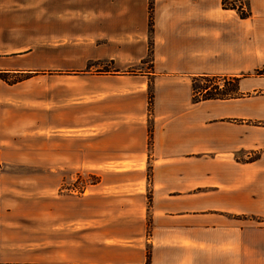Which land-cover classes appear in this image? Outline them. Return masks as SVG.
Returning <instances> with one entry per match:
<instances>
[{"label": "crops", "instance_id": "0c3cea01", "mask_svg": "<svg viewBox=\"0 0 264 264\" xmlns=\"http://www.w3.org/2000/svg\"><path fill=\"white\" fill-rule=\"evenodd\" d=\"M26 2L0 0V75L7 78L0 77V117L4 108H15L20 101L30 106L25 88L32 79L13 82L11 77L36 67L61 66L36 64L34 46L40 39L27 25L26 15L13 6ZM40 2L44 53L52 37L61 41L82 34L84 4L104 3L122 9L101 23L96 8L91 21L102 29L97 38L124 59L145 58L148 0ZM152 2L153 64L158 74L152 154L145 152L143 125L138 126L140 140L130 131V147L139 145L145 155L124 159L141 165L139 184L131 181L129 188L132 194L137 190L145 208L130 209L128 215L124 209L120 219L110 207L105 217L85 226L77 214L69 221L50 213L41 249L38 243L13 239L11 243L20 246L9 251L19 258L6 259L0 245V264H264V99L241 79L242 98L193 104L188 78L242 76L244 70L264 68V0H250L252 16L244 20L220 10L219 0ZM117 53L108 58L116 60ZM175 67L187 70L178 76L166 71ZM127 115L137 119L146 112L132 109ZM1 210L0 236L10 223ZM116 220L122 227H116Z\"/></svg>", "mask_w": 264, "mask_h": 264}, {"label": "rangeland", "instance_id": "374dc122", "mask_svg": "<svg viewBox=\"0 0 264 264\" xmlns=\"http://www.w3.org/2000/svg\"><path fill=\"white\" fill-rule=\"evenodd\" d=\"M250 5V0H219L220 10L233 11L243 20L252 16ZM13 6L26 15L27 25L40 39L34 46L36 64L61 66L36 67L11 77V81L16 78L32 81L25 88L30 106L20 101L15 108H4L0 117V207L1 215L10 222L0 236L6 259L19 258L9 251L20 246L12 244L13 239L38 243L41 249L50 213L69 221L77 214L85 226L93 218L105 217L110 207L120 219L126 214L124 209L128 215L130 209L145 208L137 190L132 194L129 188L131 181L139 184L141 165L138 160L124 159L133 154L145 155L139 145L135 149L130 147V131L140 140L143 135L138 126L143 125L148 137L145 152L148 156L152 154L148 133L153 130L154 78L158 75L153 64V29L148 30L147 53L141 61L120 57L97 38L102 29L94 27L91 21L96 8L98 18L105 23L122 5L84 4L82 34L64 36L61 41L52 37L47 53L42 51L40 0ZM150 11L153 18L152 0L147 4L148 22ZM114 53L119 55L116 60L108 58ZM182 68L166 71L173 70L170 73L178 76L187 70ZM205 75L220 77L212 78L211 83L199 80L201 85L210 87L214 82L223 85L225 76L246 79L247 88H255L256 95L264 99V68L244 70L242 76ZM197 76H188L190 91ZM156 91L159 93L160 87ZM182 93L186 94V90ZM132 109L141 114L146 112V116L137 119L128 116ZM116 221V227H122Z\"/></svg>", "mask_w": 264, "mask_h": 264}, {"label": "trees", "instance_id": "16d2710c", "mask_svg": "<svg viewBox=\"0 0 264 264\" xmlns=\"http://www.w3.org/2000/svg\"><path fill=\"white\" fill-rule=\"evenodd\" d=\"M149 31L152 32L153 29V18L151 11L149 12ZM0 77L4 80L7 81V78L5 75H0ZM215 78H220V77H209V75H200L197 76L193 81H192V103L197 104L200 102L204 101H209V100H219V101H225V100H232V99H238L242 98L243 94L240 92L239 88V83L240 79L239 77H223V85H220L216 82H214V85L212 87L207 86V85H201L202 83L199 82V80H202L204 82L211 83ZM22 79L16 78L13 80V82H18L21 81ZM217 80V79H216ZM231 86V87H230ZM152 102H150V105ZM149 140L150 142L152 141L153 137V130H149ZM257 157V156H256ZM254 157V158H256ZM2 169V164L0 160V173ZM150 259V254L148 252L147 254V261L149 262Z\"/></svg>", "mask_w": 264, "mask_h": 264}]
</instances>
